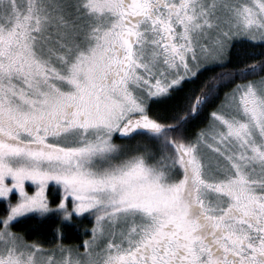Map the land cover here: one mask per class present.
Returning a JSON list of instances; mask_svg holds the SVG:
<instances>
[{
  "label": "snow or ice",
  "instance_id": "1",
  "mask_svg": "<svg viewBox=\"0 0 264 264\" xmlns=\"http://www.w3.org/2000/svg\"><path fill=\"white\" fill-rule=\"evenodd\" d=\"M0 264H264V0H0Z\"/></svg>",
  "mask_w": 264,
  "mask_h": 264
},
{
  "label": "trees",
  "instance_id": "2",
  "mask_svg": "<svg viewBox=\"0 0 264 264\" xmlns=\"http://www.w3.org/2000/svg\"><path fill=\"white\" fill-rule=\"evenodd\" d=\"M87 226V221H85V223L83 225H81V231L83 230L84 227ZM67 242H70V243H79L80 240L77 239V236H71L70 239L67 241Z\"/></svg>",
  "mask_w": 264,
  "mask_h": 264
}]
</instances>
